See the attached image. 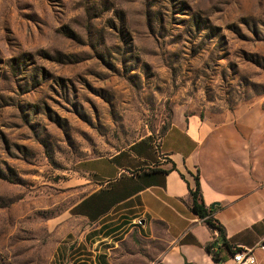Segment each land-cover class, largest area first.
<instances>
[{"label":"rangeland","instance_id":"obj_1","mask_svg":"<svg viewBox=\"0 0 264 264\" xmlns=\"http://www.w3.org/2000/svg\"><path fill=\"white\" fill-rule=\"evenodd\" d=\"M244 106L264 111V0H0V264H157L163 227L75 214L87 160Z\"/></svg>","mask_w":264,"mask_h":264},{"label":"crops","instance_id":"obj_2","mask_svg":"<svg viewBox=\"0 0 264 264\" xmlns=\"http://www.w3.org/2000/svg\"><path fill=\"white\" fill-rule=\"evenodd\" d=\"M86 163L96 187L75 214L91 221L114 211L134 216L154 236L163 227L167 245L157 264H215L208 246L216 242L225 244L227 264L229 246L252 249L256 264H264L263 108L244 106L220 120L178 115L158 147L141 140L125 154ZM198 180L224 236L193 210Z\"/></svg>","mask_w":264,"mask_h":264},{"label":"built area","instance_id":"obj_3","mask_svg":"<svg viewBox=\"0 0 264 264\" xmlns=\"http://www.w3.org/2000/svg\"><path fill=\"white\" fill-rule=\"evenodd\" d=\"M233 250H227V256L233 261V264H256V258L253 254V250L250 248H232ZM215 264H227V260L224 259V251L226 246L223 242H216L209 246L208 249Z\"/></svg>","mask_w":264,"mask_h":264},{"label":"trees","instance_id":"obj_4","mask_svg":"<svg viewBox=\"0 0 264 264\" xmlns=\"http://www.w3.org/2000/svg\"><path fill=\"white\" fill-rule=\"evenodd\" d=\"M167 172L166 170H160ZM191 194L193 196V210L194 212L201 218L204 219L206 223H208L212 228L218 229L219 232L221 233V236H224V229L223 226L213 219L212 217L209 216V213L207 212V209L204 206L201 194H200V183L199 180L197 181V186L195 190H191ZM209 249V246H208ZM230 251L233 249L229 246Z\"/></svg>","mask_w":264,"mask_h":264}]
</instances>
